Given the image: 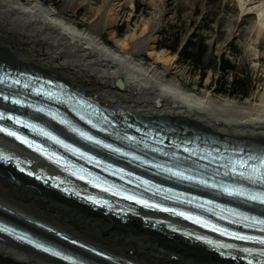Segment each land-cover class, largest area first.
Wrapping results in <instances>:
<instances>
[{
  "label": "bare ground",
  "instance_id": "6f19581e",
  "mask_svg": "<svg viewBox=\"0 0 264 264\" xmlns=\"http://www.w3.org/2000/svg\"><path fill=\"white\" fill-rule=\"evenodd\" d=\"M229 1L237 13L218 18L226 33L219 49L239 38L246 55L261 66L264 0H221L218 7L226 8ZM182 3L188 5L191 0L153 1L151 15L121 36L117 26L122 11L130 6L133 15L134 0H64L60 5L47 0H0V65L66 81L111 109L126 131L142 127L182 138L200 134L208 136L202 137L201 145L241 144L255 149L258 158L264 156V85L239 101L207 87L190 88L174 76L177 56L163 47L157 35ZM87 5L86 23L73 20ZM218 9L207 4L202 8L207 13ZM245 20L247 24L241 25ZM123 141L131 145L132 140ZM0 144L29 153L1 135ZM133 214L122 212L121 218L94 209L0 162V218L73 250L77 258L101 264H247L237 257L221 256L193 235ZM21 237L24 241L0 231V264H96L55 257L30 245L25 234Z\"/></svg>",
  "mask_w": 264,
  "mask_h": 264
},
{
  "label": "rangeland",
  "instance_id": "374dc122",
  "mask_svg": "<svg viewBox=\"0 0 264 264\" xmlns=\"http://www.w3.org/2000/svg\"><path fill=\"white\" fill-rule=\"evenodd\" d=\"M63 1L47 0V3L60 5ZM153 1L158 0H134L136 8L133 15L130 6L123 9L121 23L117 26L121 36L129 32L135 23L151 15ZM218 2L221 0H191L188 5L180 4L177 15L171 22L168 20L169 24L161 28L157 37L164 48L177 56L174 76L190 88L202 91L207 87L215 94H224L243 101L264 85V63L261 60V66H256L246 55L245 47L239 38L231 39L232 42L228 41L223 50L219 49L218 44L226 33L224 24L218 23L217 20L221 15L233 17L237 9L230 1L226 8H219ZM205 4L219 9L215 13L203 12ZM89 10L88 5L87 8L84 6L72 19L86 23L83 21V15ZM244 24H247V20L241 25ZM107 36L108 32L105 33V37Z\"/></svg>",
  "mask_w": 264,
  "mask_h": 264
},
{
  "label": "snow or ice",
  "instance_id": "6c2138e0",
  "mask_svg": "<svg viewBox=\"0 0 264 264\" xmlns=\"http://www.w3.org/2000/svg\"><path fill=\"white\" fill-rule=\"evenodd\" d=\"M2 95V94H0ZM15 99V98H13ZM20 103H25V101H20ZM0 128H3V125H0ZM5 131H9V129L5 128L4 129ZM77 131H79V129H77ZM13 135H16V136H20L19 133H16V132H13L12 133ZM83 135L87 136L89 139L93 140V141H96L100 144H104V141L103 140H97V137L95 136H91L89 133H82ZM45 135H49L51 136L53 139H56V140H59L58 137L55 136V134L53 133H50V132H45ZM20 139L22 140H25V142H28L27 139L23 136H20ZM132 139H135V137H132ZM60 143H64V141H59ZM74 147V146H73ZM107 147L109 148H114L115 146L112 145V144H108ZM77 152H79L80 150L79 149H75ZM118 151H123V149H118ZM2 158V157H0ZM249 159H252L251 157H249ZM260 160V164H259V167L261 169H264V156H261L259 158H257ZM239 164H247L248 161L247 160H241V161H238ZM251 168V171L247 172L246 175H249V176H252V175H255L258 179H260L261 181H264V171H256V168L257 166L256 165H251L250 166ZM234 171L236 170L235 168L233 169ZM172 171L176 172L177 175H184L183 172H180L176 169H172ZM190 179H196V177H189ZM225 191L229 192L230 194H239V195H249V193L247 191H245L242 187H239V186H229V187H226L225 188ZM131 199H138V197L136 196H131L130 197ZM253 199H259V200H264V193L260 194V195H256V196H253L252 197ZM140 203H148V201H145V200H140ZM156 207H161V205H155ZM171 210V209H169ZM184 215H188L190 218H191V214L189 213H183ZM258 223L261 225V226H264V220H260L258 221ZM219 230V229H218ZM230 235H239L241 239H244V240H261V241H264V236H250V235H246V234H243V233H229ZM26 238V237H25ZM32 243H36V241H32ZM40 248H44L45 245L44 244H39L38 245ZM47 251L49 252H55L56 255L58 256H61L63 255L62 252H59V251H55L54 249H52L51 247H48L47 248ZM245 252H248V251H251L250 249H244ZM227 255H231V253H226ZM261 255H264V251L261 252ZM262 264H264V262H262Z\"/></svg>",
  "mask_w": 264,
  "mask_h": 264
}]
</instances>
